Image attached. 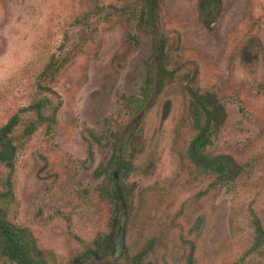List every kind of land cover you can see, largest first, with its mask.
Instances as JSON below:
<instances>
[{
	"label": "rangeland",
	"instance_id": "rangeland-1",
	"mask_svg": "<svg viewBox=\"0 0 264 264\" xmlns=\"http://www.w3.org/2000/svg\"><path fill=\"white\" fill-rule=\"evenodd\" d=\"M211 1L201 10V0H154L155 22L144 26L147 0H0V126L41 98L51 100L45 115L55 114L26 136L37 115L25 113L13 135L11 220L30 228L48 264H69L109 231L105 193L116 184L132 195L130 216L120 209L124 251L100 264H131L144 250L143 264H187L192 251L197 264L230 262L244 249L242 213L264 222V0ZM162 40L175 75L131 118L121 98L140 93L145 60ZM53 57L63 66L40 91ZM189 85L224 107L207 152L239 166L229 183L187 156ZM117 134L119 183L111 180ZM4 175L0 168V193ZM245 263L264 264L256 256Z\"/></svg>",
	"mask_w": 264,
	"mask_h": 264
},
{
	"label": "trees",
	"instance_id": "trees-1",
	"mask_svg": "<svg viewBox=\"0 0 264 264\" xmlns=\"http://www.w3.org/2000/svg\"><path fill=\"white\" fill-rule=\"evenodd\" d=\"M201 10L208 9L212 4L211 0H201ZM154 0H147L146 8L140 12V21L144 26L155 22L153 12ZM136 16L132 12V17ZM131 36V35H130ZM167 44L164 40L154 48V55L145 60V74L141 91L138 94L122 97L125 110L131 118L140 116L147 107L148 102L156 88H161L165 78H173L175 71L168 69ZM63 64L60 59L53 57L38 77V88L40 91L47 90L42 81L54 79ZM189 97L187 114L195 134L189 142L187 156L190 161L201 171L212 173L218 176L222 182L229 183L234 180L239 166L233 162L229 155H210L207 150L213 146L218 138L222 126L225 123V111L220 101L212 93L202 92L198 87L189 85L186 87ZM51 100L41 98L34 101L28 107L21 109L13 115L6 124L0 126V168L5 170L2 178L3 191L0 193V260L9 264H48L45 253L38 245V242L29 227L15 224L11 220V202L14 199L16 187V162L18 146L14 142V132L22 122V115L33 112L37 120L30 122L25 129V135L31 136L38 127L44 123L49 125L55 122V114L46 116L45 111L49 108ZM49 128H51L49 126ZM128 136L133 138L132 132ZM116 145L113 149V163L111 171L117 174L111 175V180L120 182L125 174L122 172L125 163L122 157V135L117 134ZM123 174V175H122ZM113 190H107L106 199L110 204L111 215L109 231L99 233L93 242L82 252L73 257L69 264H100L110 257H115L116 230L121 226L120 209L125 206L126 218L130 216L128 204L131 201V191L116 184ZM242 213L241 221H238L240 228L247 233L243 239L244 247L239 259L222 264H246L249 256H256L264 262V222L251 214V219L246 220ZM121 230V228H120ZM147 250L133 257L131 264H143ZM111 264H119L115 260ZM187 264H197L194 252L189 254Z\"/></svg>",
	"mask_w": 264,
	"mask_h": 264
},
{
	"label": "water",
	"instance_id": "water-1",
	"mask_svg": "<svg viewBox=\"0 0 264 264\" xmlns=\"http://www.w3.org/2000/svg\"><path fill=\"white\" fill-rule=\"evenodd\" d=\"M125 217L122 218L121 230L115 239V258L118 259L123 254L124 251V227H125Z\"/></svg>",
	"mask_w": 264,
	"mask_h": 264
}]
</instances>
